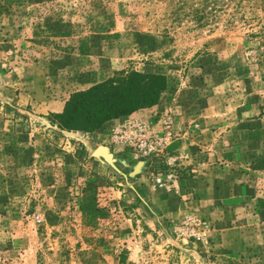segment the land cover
Instances as JSON below:
<instances>
[{"label":"rangeland","instance_id":"1","mask_svg":"<svg viewBox=\"0 0 264 264\" xmlns=\"http://www.w3.org/2000/svg\"><path fill=\"white\" fill-rule=\"evenodd\" d=\"M201 5L0 0V264H264V83L247 37L264 1L200 27ZM122 71L167 79L157 119L199 201L179 218L149 221L131 181L78 157L48 112Z\"/></svg>","mask_w":264,"mask_h":264},{"label":"trees","instance_id":"2","mask_svg":"<svg viewBox=\"0 0 264 264\" xmlns=\"http://www.w3.org/2000/svg\"><path fill=\"white\" fill-rule=\"evenodd\" d=\"M252 1L202 0L201 8L194 9L192 16L201 27L218 20V16L228 15L227 22L231 25L243 16L241 14ZM180 4L185 7L188 0H180ZM242 19L249 26L254 25L245 16ZM250 28L251 33L247 37L253 43L254 53L251 63L261 74L264 83V25L257 24L256 28ZM167 87V79L163 75L122 71L86 91L73 93L65 103L63 112L51 116L61 132L94 133L108 121L157 106ZM80 150L82 152H77L78 157L84 154Z\"/></svg>","mask_w":264,"mask_h":264},{"label":"crops","instance_id":"3","mask_svg":"<svg viewBox=\"0 0 264 264\" xmlns=\"http://www.w3.org/2000/svg\"><path fill=\"white\" fill-rule=\"evenodd\" d=\"M4 65V64H3ZM6 73H3L2 76ZM17 91L19 89H16ZM65 102L60 105L50 104L47 107L51 114L62 113ZM160 105L149 109H142L130 116L106 122L101 129L94 133H69L63 132L65 136L78 141L84 154L88 159L100 164L106 171H112L126 177L131 181L133 189L130 196L136 197L140 208L146 210L149 221H166L182 216L188 210L198 207V199L195 178L180 179L172 189L161 190L152 187L151 173L142 172L141 163L129 150L120 146L106 144L109 134L116 128L128 125L132 121L148 122L157 117ZM161 122V121H160ZM144 164V163H143ZM186 166V163H182ZM146 174V175H145ZM129 183V182H128ZM160 194V197H158ZM197 199L196 201L194 199ZM184 215V214H183Z\"/></svg>","mask_w":264,"mask_h":264},{"label":"built area","instance_id":"4","mask_svg":"<svg viewBox=\"0 0 264 264\" xmlns=\"http://www.w3.org/2000/svg\"><path fill=\"white\" fill-rule=\"evenodd\" d=\"M175 139L172 122L166 120L161 123L155 118L148 122L132 121L114 129L107 137L106 144L124 147L147 166L150 164L154 168L151 174L153 185L172 189L180 179L195 172L181 163L182 156L171 154L170 147Z\"/></svg>","mask_w":264,"mask_h":264}]
</instances>
